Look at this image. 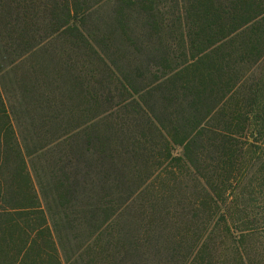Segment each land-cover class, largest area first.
Instances as JSON below:
<instances>
[{"label":"trees","instance_id":"trees-1","mask_svg":"<svg viewBox=\"0 0 264 264\" xmlns=\"http://www.w3.org/2000/svg\"><path fill=\"white\" fill-rule=\"evenodd\" d=\"M91 1L0 0V264H71V260L61 256L64 242L59 227L75 224L79 228L81 220L72 221L68 211L94 199L96 188L88 181H75L77 190L73 191L65 183H53L58 188L49 194L39 181V192L29 168L31 155L37 152L27 148L28 140L37 144L42 141L39 145L50 142L47 146L50 147L53 140L56 139V144L64 137L50 136V132H46V138L42 135V122L46 121L43 111L47 110L44 79L48 77L31 81L36 73L32 65L28 67L32 58L37 54L48 57L47 43L54 36L65 34L66 39L70 37L71 45L90 49L95 68L103 72L102 66L106 67L104 55L109 45L102 41L106 40L107 31L97 38L93 29L86 28L95 7ZM152 2L123 0L118 16L122 17L126 6V10L139 16L142 33L152 38L151 30L157 18L152 12L158 10L151 6ZM182 3L184 11L191 15L189 19L196 21L188 32L199 28L204 34L209 31L217 35L218 59L200 68L190 64L179 71H161L164 76L140 91L141 95L118 78L131 98L122 102L121 108L118 106L120 112L116 117L120 114L128 117V110L134 112L135 127L129 131L124 123L127 120L112 119V111L105 116L107 127L109 130L116 127L115 132L120 135L115 136L123 139L127 152L130 145L136 149V155L145 151L148 137L141 131L145 128L155 137L152 141L158 138L167 147L183 150L182 157H175L174 161L186 160L196 168L203 162L205 187L214 193L204 192L210 206L215 204L216 210L224 208L220 218L227 223L225 210L229 206L235 210L236 218L228 222L257 226L264 222V0H183ZM118 24L122 26L123 21L119 19ZM159 43L162 41L152 38L145 46L146 51ZM162 48L159 44V49ZM49 57L60 59L62 54ZM206 59L210 60V55ZM56 68V65L52 67L50 76L59 74L61 70ZM39 73L45 75L41 69ZM112 76L116 77L113 73ZM89 95L96 105L98 92L91 91ZM107 98L108 95L106 102L112 104L111 97ZM53 103L50 123L61 125L60 107L56 100ZM9 104L41 112L30 116L23 142ZM89 112L85 109L82 116ZM80 127L66 137L72 135L69 147L73 151L75 148L77 170L86 171L85 179H89L90 173L121 156L109 148L107 130L97 120ZM107 194L101 195L107 197ZM78 195L85 197L80 200ZM55 211L58 214L54 215ZM90 235L93 236L92 231Z\"/></svg>","mask_w":264,"mask_h":264},{"label":"rangeland","instance_id":"rangeland-1","mask_svg":"<svg viewBox=\"0 0 264 264\" xmlns=\"http://www.w3.org/2000/svg\"><path fill=\"white\" fill-rule=\"evenodd\" d=\"M96 1L90 3L95 7H92L86 28L93 29L97 38L107 31V38L102 41L109 45L105 51L107 57L104 55L106 67L102 66L103 72L92 64L94 59L90 49L71 45L70 37L66 39L65 34L54 36L47 43L48 57L37 54L28 63V67L33 66L36 70L32 80L36 78L35 82H39L48 77L44 79L47 110L43 111V117L47 122H42V135L46 138V132H50V136H64L56 144V139L53 140L50 147H47L50 142L39 145L42 144L40 141L35 145L33 140H28L27 148L37 152L29 160L36 189L40 192L39 181L48 194L58 188L53 183L60 182L65 183L69 191L77 190L75 181H88L96 188L93 201L90 199L89 204L86 201L68 211L72 221L81 220L80 227H74L75 224L59 227L64 242L62 258L71 260V264H264V222L257 226L228 222L236 218L235 210L229 206L225 210L229 220L224 222L220 218L224 208L216 210L215 204L210 206L204 192H213V189L205 187L203 162L196 168L186 160L174 161L175 157H182L183 150L167 147L158 138L152 141L155 137L145 128L141 130L148 137L145 151L136 155V149L130 145L127 152L122 145L123 139L115 136L120 135L115 132L116 127L109 130L106 124L105 116L112 111V119L127 120L124 123L129 131L130 127H135L134 112L128 110V117L123 114L116 117L121 103L131 98L118 78L141 95L140 91L164 76L161 71H179L190 64L199 68L204 63L214 64L211 60L218 59L220 48L217 35L209 31L204 34L199 28L188 32L196 21L189 19L191 15L184 11L183 0H153L151 6L158 9L152 12L157 17L156 24L151 34L150 30L147 33L162 41L159 44L163 48L159 49L158 44L146 51L145 46L152 38L142 33L139 16L126 10L125 6L119 17L123 0H102L100 4L92 5ZM119 19L123 21L122 26L118 24ZM56 53H61L62 57H49ZM207 55L210 60L206 59ZM54 65L61 71L50 76ZM39 69L45 75L39 76ZM91 91L99 94L96 105L91 101ZM107 95L112 104L106 102ZM54 100L58 102L63 118L59 132L49 117ZM85 109L90 112L82 116ZM92 119L107 130L111 141L109 148L121 159H111L108 165L85 179L86 171L77 170L75 148L73 151L69 147L72 135H66L81 128L80 125L91 124ZM105 192H108L107 197L101 195ZM78 196L80 200L85 197ZM100 198L102 202H98ZM228 199H231L230 195Z\"/></svg>","mask_w":264,"mask_h":264},{"label":"crops","instance_id":"crops-1","mask_svg":"<svg viewBox=\"0 0 264 264\" xmlns=\"http://www.w3.org/2000/svg\"><path fill=\"white\" fill-rule=\"evenodd\" d=\"M31 81L35 82L36 78L31 80ZM9 112H10V114L12 116L13 123L15 125L16 130H17V134L19 135V138H20L21 142H23L22 138H24V139L26 138V135L24 134V131L26 132V128L29 125L30 116L31 115H36V114H41V112H39V111H37V112L36 111H31V110H28L27 108H21V107H18V106H12L10 104H9ZM59 114H61V113H59ZM56 129L60 130L61 129V125L57 124L56 125ZM57 132H59V131H57ZM57 135H58L57 138H62L63 137L62 135H59V134H57ZM35 145H36V142H35Z\"/></svg>","mask_w":264,"mask_h":264}]
</instances>
